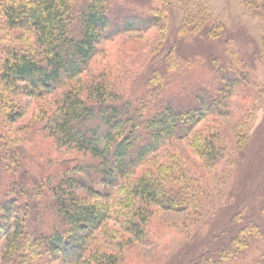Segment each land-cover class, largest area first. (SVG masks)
I'll use <instances>...</instances> for the list:
<instances>
[{"label": "rangeland", "instance_id": "rangeland-1", "mask_svg": "<svg viewBox=\"0 0 264 264\" xmlns=\"http://www.w3.org/2000/svg\"><path fill=\"white\" fill-rule=\"evenodd\" d=\"M4 1L0 65L11 49L29 51L35 43L32 32L5 26ZM108 1L111 32L83 73L40 97L10 94L0 83V207L11 196V215L31 230L50 231L59 221L49 192L62 177L75 176L86 184L76 188L78 198L105 206L108 218L91 234L85 259L73 264H98V253L113 256L105 260L114 264H264V19L251 12L249 0ZM222 65L239 77L223 89L216 111L115 186L94 175L98 159L57 147L44 129L68 90L86 101L105 91L133 104L197 86L216 92L215 67ZM158 80L164 93H150ZM140 176L185 193L184 209L136 198L132 186ZM233 236L244 245L220 257ZM3 247L1 238L0 264Z\"/></svg>", "mask_w": 264, "mask_h": 264}, {"label": "trees", "instance_id": "trees-1", "mask_svg": "<svg viewBox=\"0 0 264 264\" xmlns=\"http://www.w3.org/2000/svg\"><path fill=\"white\" fill-rule=\"evenodd\" d=\"M248 5L256 17L264 19V0H249ZM1 9L7 28L27 30L35 36L33 49H11L0 65V83L10 94L40 97L53 93L64 80L87 69L97 45L111 32L112 8L108 0H5ZM148 19L150 24L154 22V18ZM124 22L125 30L132 28L126 19ZM215 70L221 81L216 92L197 86L180 96L175 92L151 94L137 104L105 91L86 101L68 90L44 129L57 147L72 148L98 159L94 175L115 186L167 141L186 137L216 111L221 92L228 84H236L239 76L225 65ZM158 81L152 84L155 88L150 93L160 89L164 93ZM85 185L82 178L69 175L52 186L47 201L59 223L50 231L31 230L23 224L22 216L11 215L16 200H10V196L9 203L0 207L3 264H73L84 260L91 234L108 218L105 206L78 198L76 188ZM132 193L144 202L169 210H183L187 202L185 193L149 176H140ZM30 194L25 192L28 197ZM11 218L14 219L9 221ZM135 233L141 234L138 228ZM227 245L228 250L220 257L239 250L244 240L233 236ZM95 256L98 264H114L105 260H110L111 255Z\"/></svg>", "mask_w": 264, "mask_h": 264}]
</instances>
